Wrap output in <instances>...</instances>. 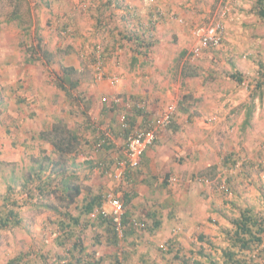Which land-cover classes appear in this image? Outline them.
Wrapping results in <instances>:
<instances>
[{
	"label": "rangeland",
	"instance_id": "374dc122",
	"mask_svg": "<svg viewBox=\"0 0 264 264\" xmlns=\"http://www.w3.org/2000/svg\"><path fill=\"white\" fill-rule=\"evenodd\" d=\"M159 3L160 0H0V211L14 209L20 213L18 224L0 227V264H9L18 257L21 258L16 264H57L61 260L68 263L77 239L78 244L87 247L83 264H98V260L100 264H110L107 256L116 252L123 259L120 243L113 247L106 240L107 232L90 224L97 223L94 211L82 215L83 226L74 237L60 244V235L64 234L58 227L61 216L46 205L53 203L64 209L63 193L29 199L35 184H30V190L24 184L41 162L38 159L46 154L58 157L53 146L40 137L41 131L58 118L64 119L81 140L78 150L69 155L84 153L92 161L95 159L99 149L91 147L94 138L90 134L97 133V138H101L105 126L98 125L99 130H94L88 125L94 119L87 107L89 95L94 92L92 87L105 80L111 87L119 86L126 74L131 82H168L184 87L190 79L187 71H196L197 80L211 85L207 104L202 105L199 90L193 95L175 94V98L164 100L168 105L176 103L185 124L202 107L212 115L208 117L205 112L198 121L213 124L209 131L182 130L183 134L175 139L183 145V135L192 139V147L205 148L207 141L212 146L208 162L211 166L202 169V153H196L190 160H178L189 165L184 167L181 178L170 176L177 178L171 182L170 192L177 193L176 187L184 191L187 183L195 203H202L199 214L185 207L180 209L174 218L175 231L162 238L160 249H149L146 240L130 263L141 264L137 254L151 250L157 253L159 264H183L187 257L200 259L201 248L223 262L222 250L231 246L226 234L234 230L231 220L246 208L264 218V21L256 13V0H177V12L155 9ZM153 13L154 29L153 23H149V28L141 24ZM216 22L224 25L222 45L194 55L199 46L195 28ZM63 65L76 68L73 78L79 80V86L72 90L74 98L57 84ZM109 68L122 70L114 73L121 78L116 86L106 77L100 78V73L112 75ZM237 72L242 74L241 82L231 77ZM257 79L263 81L260 87ZM173 88L170 86L169 90ZM234 103L238 104L230 112ZM251 106L253 116L246 122ZM203 131H207L205 139L200 135ZM113 137L111 133L108 141ZM231 154L237 159L235 163L228 159ZM73 160L67 159V166L76 172V182L84 187V194L102 195L109 189L120 194L125 180L116 182L101 169L97 179ZM60 161L65 163L64 159ZM199 163L201 167H197ZM203 176L208 181L201 180ZM105 178L119 185L103 188ZM179 178L182 186L176 185ZM76 204L82 205L80 201ZM67 210L80 213L75 204ZM142 226L132 228L147 230L146 222ZM200 234L205 237L203 241L197 239ZM262 237L261 243L242 250L239 257L248 264H264V234ZM176 238L178 251L167 252V243Z\"/></svg>",
	"mask_w": 264,
	"mask_h": 264
},
{
	"label": "crops",
	"instance_id": "0c3cea01",
	"mask_svg": "<svg viewBox=\"0 0 264 264\" xmlns=\"http://www.w3.org/2000/svg\"><path fill=\"white\" fill-rule=\"evenodd\" d=\"M174 1L177 0H160L158 6H155L154 8L156 9L157 7H163L164 9L169 10L174 9V11L179 10V8L174 5ZM166 13L169 12L167 11ZM154 14L155 13H153L151 16H146V18H143L141 20V24H143L145 27L149 26V23L150 25H152V16ZM155 27L156 24L153 23L151 28L154 29ZM181 53L184 54L183 51ZM121 71L122 70L119 71L117 68H109V72L111 74H114L115 72L120 73ZM188 72L189 71H187L186 73L187 75ZM191 73H194V75L186 76L190 79L186 81V85L184 87L180 84H170L168 82L163 84L161 83L162 85L155 84L156 86L153 85L150 81L146 80V82L144 83L142 81H139V83H136V81L131 82L130 80H127V74L122 76L123 81L117 87H111L106 80H102L103 82L98 86L92 87L94 88V92L90 93V98L88 99L87 105V107L91 110L90 114L94 118H92V123L94 125L105 126L104 128L108 131H111L114 137L109 144H106L104 146L103 149L100 148L99 150H97L96 153L98 155L94 157L95 159L93 160V162L90 161V163L92 164L98 162L99 164L100 162H107L112 168L119 159L123 160L125 158L126 134L124 132L122 124L123 116H126L129 125L132 124L131 126H133L135 129H145L147 128L148 123L151 120L155 119L157 116L161 115L168 106L169 102L167 103L164 100L166 99V97L171 96L172 98H175V94L193 95L195 94L196 90H199V92H201V95H199L198 97H200V99L202 100V105L207 104L209 99L211 100V98H208L207 96L209 87H211V85L208 83L204 84L201 81L197 80L198 75L196 71ZM170 86H174V88L172 89L173 91L169 90ZM218 88L219 87L213 90H217ZM211 94L212 96L214 95L213 92H211ZM114 98H119L122 103L119 105L114 104ZM126 101L131 102V108L126 107ZM138 103H143L145 108H140L138 106ZM238 103H234L233 105H231L233 109L231 108L230 110L232 111L230 112H233L234 107ZM211 105L210 107L208 106V108H211ZM221 105L223 106L224 104L222 103ZM212 107L217 108L218 110L221 109L219 106H216V104H213ZM203 109L204 108L202 107L200 113H193L192 116L190 115L192 120L187 122V124H185L183 121V112L180 109L177 110L174 120L170 124L171 126L169 125L170 127L167 126L164 129L160 130V134L155 144L145 151L142 157L141 166H139V168L136 170H131L123 184V187H120L121 191H119V193L123 195L124 199H126V215H128V218L131 219V221L132 219H136L142 224L143 222H146V225L148 226L147 230H142L140 232L139 230L134 229L133 233L135 234L128 236V238L127 235H125V239L123 241H120V249L123 251L121 257H127L129 264H131L130 262L132 261L133 254L138 252V248L142 246V243H147L146 240L148 241L147 244L149 249L154 247L160 249V247L158 246L161 245L162 238L169 236L171 231H175L174 218L176 216V213H179L178 211L180 209H182L183 207L189 210L192 209L193 214L196 215V212L200 209V207L202 208V203L196 204L194 201L195 196L193 195V193L187 191V183H185L186 188L184 191L180 190L179 187H176L175 190L177 189V193H171L170 188L172 187V184L169 181L168 177H182L184 167L189 166L185 165V163L182 162L184 161V159L190 160V158H193L196 153L199 155L202 153V165L205 164L204 166H202L201 163H199L197 167L202 166V169H206L211 166V163H208L212 156V146L211 143H209L210 141H207L204 144L205 148L204 146H202V149L199 147H192V139L187 140V137L183 135H181V137L186 138L183 145H178L175 141V139L177 140V137H180V134H183L182 130L185 129H190L192 132L193 128H196L197 130H201V128H204V130L207 131L212 130V123H203L202 121H198L199 117L205 114V112L206 114H208L206 115L208 117L212 115L211 113H208L209 110H206L204 112ZM88 125L91 127L90 123H88ZM207 131H203L200 134L205 136L202 139L206 138L204 132ZM218 133H220V130L218 131ZM213 135H217V133L214 132ZM90 137L94 138V140L90 142V144L92 143L91 147L97 149L96 144L100 140L99 137L97 138V133L92 134L91 132ZM207 137L209 136L207 135ZM185 153L186 156L184 157ZM75 154L79 155H74L73 157H70V159L73 158V161H76V163H78L77 166H80V168H85L86 172L94 175L97 178V175H99V167H94L93 169H91L90 163L86 164L85 162H83L91 159V157H86L87 155L84 153ZM196 158L197 156L194 159ZM179 159L182 161L181 163L178 161ZM180 178L179 183L174 184L182 186ZM202 180L208 181V179L204 176L202 177ZM103 182H105V184L107 185L102 186L103 188H112V185H119L112 183L106 178ZM128 187L129 189H127ZM92 193L93 192H88L87 194H83V197H81L80 199L81 204H83L87 196H89L88 194H97ZM197 214H199V212H197ZM143 226L141 228H143ZM97 228L103 227L98 224ZM150 233H153L151 237ZM198 238L202 241L205 239L203 234H200L197 239ZM113 254L114 253H112V255ZM156 254L157 253H153V251L148 250V252L146 253L137 255L139 256L138 259L141 260L143 264H159L160 259L157 258ZM107 257L108 259H110L111 255H108ZM155 258H157V260L154 262L153 260Z\"/></svg>",
	"mask_w": 264,
	"mask_h": 264
},
{
	"label": "trees",
	"instance_id": "16d2710c",
	"mask_svg": "<svg viewBox=\"0 0 264 264\" xmlns=\"http://www.w3.org/2000/svg\"><path fill=\"white\" fill-rule=\"evenodd\" d=\"M256 13H258L260 18H262L264 21V0H256ZM50 61L51 60L49 59V62ZM61 71L62 73L57 76V84L61 89L65 90L68 96L74 98V93L72 92V90L79 86V80L73 78V74L74 72H76V68L74 66L63 65L61 67ZM191 75H194V73H188L187 76ZM241 75L242 74L240 72H237L231 77L233 79H236L238 82H241ZM256 82L259 87L263 83V81L259 79H257ZM253 111L254 109L251 106L247 113L246 122H249L252 118ZM90 122L89 123L91 124V127L98 130V125H94L92 121ZM131 125L128 129L123 127L126 136L128 134V131H131V129L134 128ZM103 136L105 135H102V137ZM40 137L53 146L54 151L58 157L52 158L50 154H46L41 159H38L41 162H38L37 166L31 170L32 177L30 176L26 180L24 187H29L30 190V184H35L33 186L32 192H29V199H35L37 197L47 196L54 193L57 194L58 191L63 193L61 201H66L64 209L58 208L53 203H47L46 207L55 208L57 210V213L60 214L61 219H59L58 221V227L64 234L60 235L59 243L65 244L67 240L76 235L79 227L83 226L82 215L90 214L94 211L95 207L100 204L101 195L88 194L89 196H87L82 205L76 204L78 201L81 202L80 198L83 197L84 187L80 183L76 182V172H74L72 169H70L69 166H67L66 160L71 157L69 154H72L73 152H76L78 150L79 146L81 145V140L78 134L68 127L64 119H56L48 126L47 129L41 131ZM109 143L110 141L104 143L103 147ZM233 155L231 154V159L230 157H228V159L229 161L231 160L233 163H235L237 159L236 157H233ZM60 159H64L65 163H63V161H60ZM90 161L93 162L92 159L83 162L88 164L90 163ZM118 161H120V159ZM103 165L107 167L104 168L102 167ZM94 167H99V169H102V171L103 169L105 170L106 168H111V166L107 162H100L99 164L98 162L92 163L91 169H93ZM131 170L136 169H128V171L126 172L127 177ZM77 179L79 178L77 177ZM74 204L77 205V208H79V215L74 214L73 212H71V210H67L71 205ZM19 215V211H15L14 209H9L7 212L4 211V213H1L0 211V227H7L10 223H13L14 225L18 224V222L20 221ZM231 221L234 225V230L226 232L231 246L222 250L223 262H220L216 258L212 257V255H208L206 251L201 248L198 251V256L200 257V259L194 260L187 257L185 258L183 264H248L247 260L239 257L240 252L242 250H250L252 249L251 247L253 244L262 242V236L264 234V218H259V216L253 209L246 208L240 212V216L238 218H234ZM90 224L94 227H97V225L100 224V226H102L103 229L107 232V242L113 247L119 246L120 239L115 231L111 218L99 214L97 217V223L91 222ZM125 225L127 238L128 236L135 234L133 233L135 228H132L131 219L128 218V215H125ZM78 241L80 242V239H77V242ZM176 241H178L177 238L167 243V252H172L175 250L178 251V249L176 248ZM77 242H75L73 250H71L72 257H70L68 263L67 261L61 260L57 264H83L82 260H84V255L86 254L87 247L82 245V243L78 244ZM76 254H79L80 257H78ZM177 255H179V253ZM20 258L21 257H18L17 259H11L9 261V264H16L20 260ZM206 259L208 261H206ZM109 260L110 264H129L127 257L121 259L118 256L117 252L116 254H113ZM97 263L100 264L101 260H98Z\"/></svg>",
	"mask_w": 264,
	"mask_h": 264
},
{
	"label": "built area",
	"instance_id": "2783aa9c",
	"mask_svg": "<svg viewBox=\"0 0 264 264\" xmlns=\"http://www.w3.org/2000/svg\"><path fill=\"white\" fill-rule=\"evenodd\" d=\"M194 35L199 37V46L194 49V55H200L203 51L210 48L220 47L223 43L224 25L222 22H216L206 25H200L195 28ZM99 69V68H98ZM106 77L112 86L120 83L121 78L118 74L105 75L100 73V78ZM114 104L119 105L122 101L119 98H114ZM126 107L131 108L130 101H126ZM140 108H145L143 103H138ZM177 105L175 102L170 103L164 112L148 123L145 129H131L126 136V156L123 160L118 161L114 168H106L104 174L112 177L116 182H122L127 179L126 172L128 169H137L142 164V157L145 151L154 145L156 142L158 132L169 126L176 115ZM122 124L124 128H130L126 116H123ZM105 131V132H103ZM103 136L96 144L97 149L103 147V144L111 139V131L103 130ZM111 132V133H110ZM107 167V166H102ZM102 170V169H101ZM202 180V179H201ZM170 182L177 181L176 177H170ZM95 214H99L111 218L115 231L120 239L123 241L126 235L125 215L126 204L122 196L114 190H106L101 195L100 204L94 210ZM132 227L138 228L142 226L141 222L136 219L131 221ZM167 248V247H166ZM122 253L120 254V256Z\"/></svg>",
	"mask_w": 264,
	"mask_h": 264
},
{
	"label": "clouds",
	"instance_id": "9594fccd",
	"mask_svg": "<svg viewBox=\"0 0 264 264\" xmlns=\"http://www.w3.org/2000/svg\"><path fill=\"white\" fill-rule=\"evenodd\" d=\"M91 123V122H90Z\"/></svg>",
	"mask_w": 264,
	"mask_h": 264
}]
</instances>
